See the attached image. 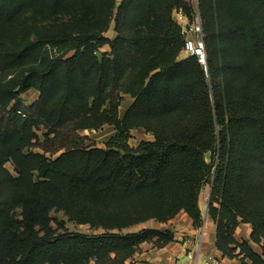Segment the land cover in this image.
I'll use <instances>...</instances> for the list:
<instances>
[{"label":"trees","instance_id":"1","mask_svg":"<svg viewBox=\"0 0 264 264\" xmlns=\"http://www.w3.org/2000/svg\"><path fill=\"white\" fill-rule=\"evenodd\" d=\"M178 11L206 64L181 58ZM0 74V264H134L175 230H124L181 212L201 228L212 184L217 249L264 264V0H0ZM107 125L105 146L81 133ZM54 209L103 232L54 227Z\"/></svg>","mask_w":264,"mask_h":264},{"label":"crops","instance_id":"2","mask_svg":"<svg viewBox=\"0 0 264 264\" xmlns=\"http://www.w3.org/2000/svg\"><path fill=\"white\" fill-rule=\"evenodd\" d=\"M125 109L126 108H124V111ZM124 111L123 112L121 111V114H123ZM107 127H109L112 130V135H113L114 134L113 127L109 125H107ZM91 130L92 129H87L84 131L89 132ZM200 203L202 208V198L200 200ZM206 212H207V208H206ZM172 220L178 225V230L175 231L176 241L162 248L153 247L151 243L142 244L141 252H139L136 255V258L139 261H141L139 262L140 264H146V263L173 264L175 258L182 256L187 250H197L199 248H200V255L202 258L213 255L221 259V264H243L238 258H230L227 256H223L222 252L217 249L216 224L208 216L206 221H204L205 225L202 231H200L199 229L193 226L192 219L184 212H181ZM181 221H184L183 225H181ZM160 224H166V223H160ZM250 233H251V226L249 224L242 223L237 228L236 239L238 241H242L243 239H249ZM253 246L258 251L257 245L253 244ZM249 263L250 262L246 260L244 264H249Z\"/></svg>","mask_w":264,"mask_h":264},{"label":"rangeland","instance_id":"3","mask_svg":"<svg viewBox=\"0 0 264 264\" xmlns=\"http://www.w3.org/2000/svg\"><path fill=\"white\" fill-rule=\"evenodd\" d=\"M193 1V0H192ZM180 12L181 11H178L176 12L174 15H175V18L176 20L181 23L183 26L184 24L186 25V22H187V18L185 17H182L180 18ZM184 14V13H183ZM115 23H112V26L111 28L105 33V35L109 36V37H115L116 36V32H115ZM185 28H187L186 26H184ZM34 26L31 25V23H27L25 26H24V30L28 33V32H32L34 30ZM186 33H187V37H191L192 36V31L190 30V28H187L185 29ZM109 50V47L106 46L104 47L102 50H101V53L102 52H105V51H108ZM188 54L186 52H182L181 54V58H184V57H187ZM0 78H3V75L0 74ZM112 94L114 96V99L115 100H120L121 99V96L124 97L123 98V101H122V106H121V111L123 112L124 111V108H126L130 102L132 101V99L130 98V95H126V94H123V93H118V91L116 89L112 90ZM38 96V93L35 92V91H29L28 93H26L24 95V98L26 99V102L30 103L32 102L33 100H35ZM82 134H87L89 135V138H90V142L91 141H94L97 145L99 146H105V142L107 139H109V137L112 135V130L109 128V127H104L102 128V130L100 131H96V130H91V131H84L82 130L81 131ZM153 138V134L152 133H148L146 132L144 129H134L132 131V137L130 139V144L133 146V147H137L139 145V143L143 140H149V139H152ZM40 141H44V137L41 136V140ZM37 151H39L40 149L37 148L36 149ZM7 167L13 171V166L11 163H8L7 164ZM210 189H211V186L210 185H206L205 188L203 189L202 191V195H201V198H202V211H203V214H204V217H205V213H206V204H208V201H209V194H210ZM51 216L53 218V221H52V225L54 227H57V221H65V225H66V228L70 231V232H83V233H89V234H94V233H101L103 232V230H96V229H93L90 227V225L88 224H79L73 220L70 219L69 215L66 214L65 211L63 210H57V209H54L52 210L51 212ZM183 220V219H182ZM184 224V221H181V225ZM204 225H205V222H204ZM204 225L199 228L200 231H202V229L204 228ZM166 227H170L172 229H174L175 231L178 230V225L177 223L173 222V220L169 223H166V224H160L154 220H150L148 222H144V223H141V224H138V225H135L129 229H126L124 230V233H128V232H138L142 229H145V228H163L165 229ZM257 249L258 251H260V248L257 246ZM142 250V248H141ZM140 250V252H141ZM139 253V252H138ZM137 253V254H138ZM136 254V255H137ZM135 260V263L134 264H140L139 261L136 256L134 258ZM145 262V261H144ZM88 264H98L96 263L95 260H91ZM146 264H150V263H146Z\"/></svg>","mask_w":264,"mask_h":264},{"label":"built area","instance_id":"4","mask_svg":"<svg viewBox=\"0 0 264 264\" xmlns=\"http://www.w3.org/2000/svg\"><path fill=\"white\" fill-rule=\"evenodd\" d=\"M180 14V18L185 15L182 12H180ZM184 26L190 28L192 36L187 37L183 51L188 55H198L201 63L206 64L205 42L200 18L192 24H189L187 20ZM187 28L184 27V29ZM173 264H221V259L213 255L202 258L199 248L197 250H187L182 256L176 257Z\"/></svg>","mask_w":264,"mask_h":264},{"label":"water","instance_id":"5","mask_svg":"<svg viewBox=\"0 0 264 264\" xmlns=\"http://www.w3.org/2000/svg\"><path fill=\"white\" fill-rule=\"evenodd\" d=\"M206 69H207V71H208V66H206ZM212 190H213V184L211 185L210 194H209V199H210V197H211ZM208 206H209V201H208V204H207V210H208ZM206 219H207V212H206V214H205L204 221H206Z\"/></svg>","mask_w":264,"mask_h":264}]
</instances>
